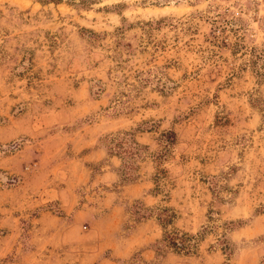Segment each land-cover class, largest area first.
Masks as SVG:
<instances>
[{
    "label": "rangeland",
    "instance_id": "1",
    "mask_svg": "<svg viewBox=\"0 0 264 264\" xmlns=\"http://www.w3.org/2000/svg\"><path fill=\"white\" fill-rule=\"evenodd\" d=\"M102 257L264 264V0H0V264Z\"/></svg>",
    "mask_w": 264,
    "mask_h": 264
},
{
    "label": "trees",
    "instance_id": "2",
    "mask_svg": "<svg viewBox=\"0 0 264 264\" xmlns=\"http://www.w3.org/2000/svg\"><path fill=\"white\" fill-rule=\"evenodd\" d=\"M174 132L173 131H164L160 133L159 140L162 143L161 150L154 156L156 163L155 172L152 177L154 184L153 191L158 192L160 188L159 181L161 178L166 176V169L162 168L157 164L164 155L163 152L167 150L168 146L174 141ZM108 144L105 145L107 153L110 155H116L120 158V170L122 169L121 176L124 181H131L134 179V165L132 160L135 157L140 156V151L145 149L146 146L140 145L133 137L131 132L122 131L115 136L109 137ZM133 158V159H132ZM141 209V208H140ZM135 217L138 219L150 217L149 213H141L138 209L133 210ZM176 214L172 208L162 207L157 209L156 220L158 225L161 228V238L159 241H156L158 244L162 243L163 247H167L174 252L189 253L192 252L194 247L197 244L195 237L186 232L179 231L175 228L167 230V225H171Z\"/></svg>",
    "mask_w": 264,
    "mask_h": 264
},
{
    "label": "crops",
    "instance_id": "3",
    "mask_svg": "<svg viewBox=\"0 0 264 264\" xmlns=\"http://www.w3.org/2000/svg\"><path fill=\"white\" fill-rule=\"evenodd\" d=\"M94 254H97V253H94ZM92 264H116V262L109 260L106 257H102L99 260H95Z\"/></svg>",
    "mask_w": 264,
    "mask_h": 264
}]
</instances>
